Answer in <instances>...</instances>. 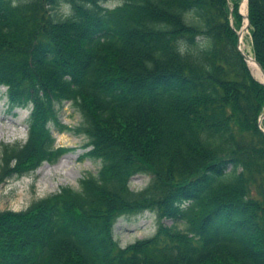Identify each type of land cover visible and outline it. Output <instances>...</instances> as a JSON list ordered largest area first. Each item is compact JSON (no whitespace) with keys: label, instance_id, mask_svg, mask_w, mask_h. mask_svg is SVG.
<instances>
[{"label":"trees","instance_id":"trees-1","mask_svg":"<svg viewBox=\"0 0 264 264\" xmlns=\"http://www.w3.org/2000/svg\"><path fill=\"white\" fill-rule=\"evenodd\" d=\"M109 1L0 0V87L31 108L26 141L0 147V186L70 151L53 129L101 164L0 211V264H264V87L236 48L240 0ZM247 9L264 70V0ZM144 212L155 233L121 248L116 221Z\"/></svg>","mask_w":264,"mask_h":264},{"label":"rangeland","instance_id":"rangeland-1","mask_svg":"<svg viewBox=\"0 0 264 264\" xmlns=\"http://www.w3.org/2000/svg\"><path fill=\"white\" fill-rule=\"evenodd\" d=\"M243 2L242 4H244ZM118 3L116 0H111L106 6L113 8ZM242 4L240 6L239 3V14L242 12V10L240 11ZM68 13V8L64 7L59 8L56 15L62 18ZM241 17L240 28L245 25V19L242 15ZM243 40L249 53L247 54L253 56L249 29L244 31ZM249 68L251 70L250 66ZM252 74L255 77L253 72ZM30 110V107L11 109L6 96V88L0 87V147L2 145L22 144L26 141L27 120ZM59 119L71 129L79 126L82 122L81 115L68 102L62 104L59 110ZM52 134L55 139V147H63L70 151L54 162H44L30 174L10 179L2 184L0 186V211H24L33 202L57 194L62 188L78 190L81 179L88 174L96 175L101 164L97 160L83 156L88 151L84 148L87 142L85 137L68 132L59 134L54 129ZM148 181L147 175L139 174L131 178L129 187L131 190H141L148 184ZM164 224L170 226L172 223L165 221ZM179 227L182 228L181 225ZM155 230V217L144 212L128 218L120 217L114 225L113 234L119 246L124 248L136 240L153 236Z\"/></svg>","mask_w":264,"mask_h":264},{"label":"water","instance_id":"water-1","mask_svg":"<svg viewBox=\"0 0 264 264\" xmlns=\"http://www.w3.org/2000/svg\"><path fill=\"white\" fill-rule=\"evenodd\" d=\"M243 1H245V3H246V14L244 15V14H242L241 12H240V14L244 17V19L246 20V23H245L244 27H241V28L239 29V31L236 32V35H237V44H236V48H237V50L239 51L240 55L242 56L244 62H245V63L247 64V66H248V60H249V57H248V55H247V54L241 49V46H240V44H241V38H242V36H243L244 31H245V30H248L249 27H250L249 20H248V16H247V2H248V0H241V2H240V6H241V4H242ZM253 59H254V58H253ZM254 62H255L256 65L258 66V69H259V71H260V73H261V76H262V81L258 80V82L264 87V70H263V69L261 68V66L256 62L255 59H254ZM248 67H249V66H248ZM262 120H264V112L259 116V119H258V125H259V126L261 125ZM260 130H261V132L264 134V130H262L261 128H260Z\"/></svg>","mask_w":264,"mask_h":264},{"label":"bare ground","instance_id":"bare-ground-1","mask_svg":"<svg viewBox=\"0 0 264 264\" xmlns=\"http://www.w3.org/2000/svg\"><path fill=\"white\" fill-rule=\"evenodd\" d=\"M243 3L244 4H242L243 6L241 7L242 9H240V11L242 10L241 13H243L245 15L246 14V3H245V1ZM245 23H246V21H245ZM240 46H241V49L247 54L248 52H247V48H246V45H245L244 40H243V36L241 38V44H240ZM248 57H249L248 65L251 67L252 72L254 73V75H255V77L257 79H259L260 81H262L261 73H260V71L258 69V66L254 62L253 56L248 55Z\"/></svg>","mask_w":264,"mask_h":264}]
</instances>
